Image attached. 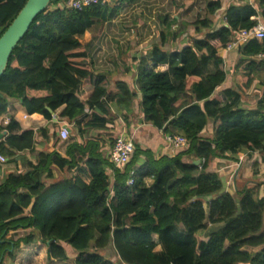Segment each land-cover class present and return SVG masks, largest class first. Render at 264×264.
Segmentation results:
<instances>
[{
  "label": "trees",
  "instance_id": "obj_1",
  "mask_svg": "<svg viewBox=\"0 0 264 264\" xmlns=\"http://www.w3.org/2000/svg\"><path fill=\"white\" fill-rule=\"evenodd\" d=\"M59 1L50 0L33 19L0 76V117L12 99L27 115L50 122L56 113L72 125L64 140L46 128L21 130L12 118L0 125L5 132L0 154L6 162L35 150L37 134L51 137L54 148L38 151L28 170L0 179V264L7 259L12 264L21 246L36 242L46 245L48 260H66L70 247L73 264H113L101 254L108 247L116 264H264V195L259 196L264 179L234 185L231 194L208 170L212 160L235 158L238 149L264 150V91L251 110L239 105L235 90L217 92L226 76L217 50L239 30L254 26L251 16L257 14L264 24V0H253L256 10L245 1L230 3L226 25L217 29L213 19L221 2L205 0L202 15L179 20L193 30L192 41L170 52L162 46L177 18L160 16V43L139 60L134 89L121 80L110 82L108 71L95 74L79 38L139 0L81 10L53 8ZM25 2L0 0V36ZM192 8L189 2L182 13ZM261 51L264 38L245 42L241 53L249 58ZM254 64L264 65L249 60L248 68ZM250 74L239 75V81L249 82ZM84 85L89 87L83 90ZM136 97L143 123L165 136L181 135L188 145L172 156H155L133 142L129 162L116 168L108 161L115 136L107 102L122 108L128 125L129 117L137 115L132 110ZM210 121L215 124L211 134L201 135ZM63 142L64 157L56 150ZM260 162L254 160V168ZM53 166L70 174L46 184ZM208 224L222 226L202 240L199 231Z\"/></svg>",
  "mask_w": 264,
  "mask_h": 264
},
{
  "label": "crops",
  "instance_id": "obj_2",
  "mask_svg": "<svg viewBox=\"0 0 264 264\" xmlns=\"http://www.w3.org/2000/svg\"><path fill=\"white\" fill-rule=\"evenodd\" d=\"M155 1L157 0H139L135 4L137 5V8H136V10H138L137 12L140 13V16H142L144 20L147 17H149L150 12L153 10L152 3ZM235 1L237 4L244 3L245 1L249 6H251L254 10H256V6L253 0H243V1L242 0H220L221 8L219 9V12L215 14L214 19H213L215 29H217L220 25H225L220 22L216 23L215 17L218 14H221V16L223 17L229 4L235 3ZM173 17L175 19L177 18L176 24H173V26L171 27V30L173 31V33L162 46L164 50H167L169 52L175 49H179L180 47L184 45H187L188 43L192 41L194 37L193 30L190 27H188L187 30L184 29L180 33V29L178 25H181V24L179 23L178 17L176 14L173 15ZM250 18L253 21L255 20V22H258V21L261 22L260 17L257 14L251 16ZM148 23L149 22L146 21L144 25L143 23L141 24V27H143L142 30H144L145 32H146ZM84 35L85 34H83V37ZM244 43L235 41L230 48H228V45H229L228 44L225 48L217 50V55L221 57L222 59L221 68L226 73L225 81L222 83V85L217 90V92L221 90H226V89L235 90L241 96L239 100V105L244 109L251 110L256 107V103L250 102V101L245 102L242 98L243 97L242 93H245L244 92L245 90H247L248 93H250L251 91V94L255 93V91H259V88L257 86L259 85L260 80L256 76H254V74L256 75V73H264V65L254 64L255 67H252V69L248 68L249 60H253V61L255 60L253 59L254 56L245 58L243 54L241 53ZM140 44H139V47H142L143 49L142 54L145 53L146 49L150 48L151 45H153L152 42L151 43L148 42L144 44V41L140 42ZM154 44H157V43H154ZM137 60H139V57H137ZM255 63L257 62L255 61ZM209 66L211 69L214 68V65L212 63H210ZM165 68L166 67L164 66L159 67V69L161 70H164ZM246 73H251L250 77L253 76L249 80V82H247V84L246 82L239 81V75H242V74L246 75ZM135 75L136 73H110L109 77H110V82H116V81L121 80V81L126 82L131 89H134L135 88V84H134ZM261 85L262 84H260V86ZM88 87L89 86L84 85L82 86L81 89L86 90ZM263 91H264V88L262 90V93ZM138 101H139L138 97H136L135 100L133 101L132 110H135L134 113L136 112L137 115L134 116V118L129 117L128 125L124 124V121L120 115L122 108L120 106H117L113 102H110V101L107 102L109 110L111 111L110 113H111L112 121H110V125H111L110 131L113 133V136H116L117 134L121 132H126L127 135H129L133 139V142H136L138 145H140L143 148L151 149L154 152L155 156H160L164 154L172 156L175 151H173L171 147L166 143L165 135H163L161 131L153 128L151 125L142 122V117H140V113L136 110ZM8 102H9V105H8L7 112L4 113L0 117L1 126H3L2 125L3 121H9V119L12 118L14 121L18 123L21 130L32 129L36 131L40 128H46L49 135H51L53 132H55L56 135H58L59 129L62 128L63 126H66L69 129L68 132L70 136L71 131H72V125L67 123L64 120H59L56 113L53 114L55 118H52L51 121L49 122L37 115H27L22 105L17 101L9 99ZM208 125H207V130H208ZM208 131L210 132V130ZM204 132H206V130ZM204 132L201 135H203ZM94 134H96V132H94ZM4 135H5L4 131L0 132V141L3 140ZM34 141H35V150L17 153L15 154L14 159L11 162L0 164V179L8 172H13L14 174H16L18 172L28 170L29 164L35 162L38 151H41V150L49 151V150L54 149L51 146V141H52L51 137L48 140H45L41 135L37 134L36 137L34 138ZM65 144L66 143L63 142L59 146L56 147V150L59 152V154L62 157H64ZM259 150H260L259 152L262 153L260 156L256 155L257 149L253 151H249L248 149H245V148L238 149L235 154V158H231L235 162V188H238L237 184H239V179H240L239 175H240L241 170L242 171L245 170L246 166H249L252 160L254 161L256 159H260L261 160L260 163H262V160L264 159V150L263 149H259ZM248 157H250V159H247ZM214 160H212V164H214ZM208 170H211L210 167L208 168ZM211 172L220 181L223 190L230 193L229 191L230 190L232 191V187L234 186L233 185L234 183L232 184V186L230 185V188L228 187V185H226V182H227L226 174L223 175L222 173H219L220 175L219 176L215 173V170L213 171L211 170ZM69 174H70L69 171L67 172L65 170L58 168L57 166H53L52 172H51L52 177L46 179L45 182L46 184H50L52 182H55L57 180L64 178L65 176H68ZM201 239L204 240L203 238ZM156 248H157V251L160 250V247L157 246ZM66 250H67L66 260H48L46 257V245L41 242H36L30 245H25L21 247V250H20L21 254L19 255V260L17 262H19L18 264H73L74 252L72 251L70 247H67ZM101 254L104 256L106 260L110 261L113 264H116L115 255L113 252H111L110 247L102 250ZM16 257L18 259V253ZM17 259L15 258V260ZM13 264H17V263L13 262Z\"/></svg>",
  "mask_w": 264,
  "mask_h": 264
},
{
  "label": "rangeland",
  "instance_id": "obj_3",
  "mask_svg": "<svg viewBox=\"0 0 264 264\" xmlns=\"http://www.w3.org/2000/svg\"><path fill=\"white\" fill-rule=\"evenodd\" d=\"M189 2H192L194 8L190 11H184L182 13V11L188 7ZM204 2L205 0H157L152 3L153 10L150 12L149 17L145 20L142 16H140V13L137 12V5L134 4L132 6L121 8L118 14L111 21L104 23L96 22L85 33L84 37H80V42L86 46L85 48L89 51L92 57L91 64L94 73L106 71H108V73H136L139 68V60L141 57H145V55L142 54V47H139L140 42L144 41V44L148 42H152L153 44L160 43L159 36L157 34V31L161 27L159 17L162 15L172 16L176 14L178 20L189 22L193 20L197 14H203ZM182 18L185 20H181ZM146 21L149 23L147 24L145 32L142 30L143 27H141V24L143 23L144 25ZM215 21L216 23H222L221 14H218L215 17ZM182 26L183 25H178L179 29L184 30L186 27ZM137 57H139V60H137ZM254 76L260 80L259 85L257 86L259 91H255L256 94H251V91L248 93L247 90H245V93H242V98L245 102L250 101L256 103L262 95V90L264 88V73H256ZM252 77H249V80ZM260 84L262 85L260 86ZM214 125L215 124L210 121L208 130L211 131ZM208 130L206 129V132H204L203 135L208 136V134H211ZM259 151L260 150L257 149L256 155L260 156L262 153ZM247 159H250V157ZM232 162H234V160L230 158H216L214 160V164H212V161L209 163L210 169L212 171L215 170L217 175H219V173H222L223 175L226 174V185H228L229 188L233 183V185H235V162ZM253 163L254 161L252 160L250 165L246 166L245 170L240 171L239 184H237L238 188L242 187L246 182L248 184L249 181L252 180L260 182L264 179V159L256 168H254ZM254 170L256 172H254ZM229 192L233 194V191L230 190ZM262 195H264L263 186H261L259 190V196ZM221 226L222 224H208L205 229L199 231V235L201 238L206 240L211 232ZM20 250L18 251V259L16 257L17 260H15L14 263H19L17 261L19 260V255L21 254ZM110 250L114 253L112 247H110ZM155 250H157V248ZM5 264H10L8 259L5 261Z\"/></svg>",
  "mask_w": 264,
  "mask_h": 264
},
{
  "label": "built area",
  "instance_id": "obj_4",
  "mask_svg": "<svg viewBox=\"0 0 264 264\" xmlns=\"http://www.w3.org/2000/svg\"><path fill=\"white\" fill-rule=\"evenodd\" d=\"M114 0H63L54 4L53 8L69 9V10H81L91 5H104L111 3ZM222 23L226 25L225 17H222ZM232 42L228 45L230 48L233 43L247 42L252 39L264 38V24L260 21L256 22L250 29H241L233 37ZM256 62L264 64V51L259 52L253 58ZM52 118L55 116L52 114ZM8 121H3L2 125H6ZM69 132L65 126L59 129L58 137L64 140L68 137ZM166 143L171 147L173 151L181 148H187L188 142L185 137L177 134L166 135ZM134 150L133 139L127 135L126 132H121L114 137V141L108 150V161L116 168H122L129 162ZM6 158L0 154V163H5ZM132 180L129 179L127 184H131Z\"/></svg>",
  "mask_w": 264,
  "mask_h": 264
},
{
  "label": "water",
  "instance_id": "obj_5",
  "mask_svg": "<svg viewBox=\"0 0 264 264\" xmlns=\"http://www.w3.org/2000/svg\"><path fill=\"white\" fill-rule=\"evenodd\" d=\"M50 0H26L23 7L13 18L5 31L0 36V76L3 74L8 58L15 48L17 42L27 32L33 19L45 11ZM66 127V126H65ZM67 128V127H66ZM67 130H69L67 128ZM198 164V160L193 162ZM208 199V197H204Z\"/></svg>",
  "mask_w": 264,
  "mask_h": 264
}]
</instances>
